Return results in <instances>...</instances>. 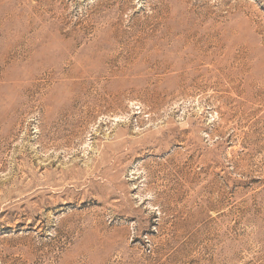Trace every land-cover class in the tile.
<instances>
[{
	"label": "rangeland",
	"instance_id": "rangeland-1",
	"mask_svg": "<svg viewBox=\"0 0 264 264\" xmlns=\"http://www.w3.org/2000/svg\"><path fill=\"white\" fill-rule=\"evenodd\" d=\"M0 264H264V0H0Z\"/></svg>",
	"mask_w": 264,
	"mask_h": 264
},
{
	"label": "bare ground",
	"instance_id": "bare-ground-1",
	"mask_svg": "<svg viewBox=\"0 0 264 264\" xmlns=\"http://www.w3.org/2000/svg\"><path fill=\"white\" fill-rule=\"evenodd\" d=\"M186 44H188V43H186ZM186 46V45H185ZM189 46H190V44H189ZM189 48V47H188ZM191 48V47H190ZM195 50H197V49H195Z\"/></svg>",
	"mask_w": 264,
	"mask_h": 264
}]
</instances>
